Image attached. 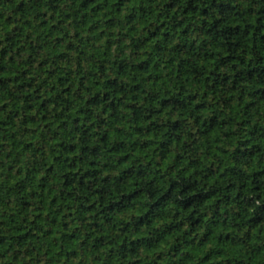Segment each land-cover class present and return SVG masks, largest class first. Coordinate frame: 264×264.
Instances as JSON below:
<instances>
[{"label": "trees", "instance_id": "16d2710c", "mask_svg": "<svg viewBox=\"0 0 264 264\" xmlns=\"http://www.w3.org/2000/svg\"><path fill=\"white\" fill-rule=\"evenodd\" d=\"M0 264H264V0H0Z\"/></svg>", "mask_w": 264, "mask_h": 264}]
</instances>
